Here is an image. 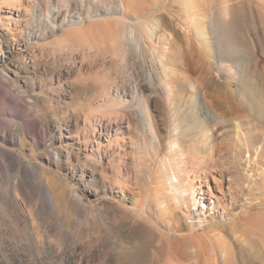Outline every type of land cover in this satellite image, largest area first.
<instances>
[{
    "label": "rangeland",
    "instance_id": "374dc122",
    "mask_svg": "<svg viewBox=\"0 0 264 264\" xmlns=\"http://www.w3.org/2000/svg\"><path fill=\"white\" fill-rule=\"evenodd\" d=\"M47 1L0 0V89L36 101L35 127L21 101L0 102V264H193L175 245L177 218L162 220L152 205L162 197L160 162L172 140L176 102L168 97L185 100L196 88L230 97L240 110L211 99L207 121L222 130L226 137L216 141L230 155L243 149L236 124L248 137L264 132V108L235 93L246 83L264 91V58L257 51L246 65L239 35L219 33L207 36L209 55L187 14L212 22L227 8L255 41L254 25L264 44V0H195L193 9L186 0ZM45 4L60 7L58 17L49 15L56 28L45 21ZM76 12L121 24L124 52L79 44L64 21ZM210 116L220 119L210 123ZM203 193L204 212L218 210L222 195L210 178ZM191 239L208 245L201 264L212 249L221 264H264V236L246 226L196 229Z\"/></svg>",
    "mask_w": 264,
    "mask_h": 264
},
{
    "label": "bare ground",
    "instance_id": "6f19581e",
    "mask_svg": "<svg viewBox=\"0 0 264 264\" xmlns=\"http://www.w3.org/2000/svg\"><path fill=\"white\" fill-rule=\"evenodd\" d=\"M82 1L83 0H81V2ZM65 2L64 5L66 4V7H68L69 5L67 6L66 0ZM186 2L187 6L193 9L197 1L186 0ZM127 5L128 4L121 3L119 6V10L123 11V14H125V10L128 9ZM50 6L45 4V12H48L45 21L49 23L50 28H56L55 21L50 19L49 15L50 12H54V19L58 17L60 7L55 6L52 8ZM81 12L84 11L82 10ZM197 13L198 12H188L187 14L188 18L195 22V25H193L195 28L193 30L189 29V31L195 34L198 42L207 48V52L208 35L219 33V35H225L231 39H236L238 38L237 35H239L241 40H243L242 42L245 44L239 52L245 55L246 65L252 64L258 58V53L264 58V44L259 38L257 28L254 25L251 27L254 35L253 37L255 38L254 41V39H251L249 34L243 30V25L239 18L240 16L238 17L235 12L228 11L226 8L224 12H220L219 15H217V19L212 22L209 19V22H206L208 21L207 19L206 21L204 19L202 20V14L200 16ZM105 14H108V12H105ZM66 16L67 18L64 16V21L70 22V25L73 26L70 32L79 44L84 45L88 49L94 48L97 51L110 52L116 50L120 54L124 52L122 48L121 24L117 21L108 19L94 20L93 18L101 16L98 12L92 15L76 12L73 15L67 14ZM84 18H89L87 24H83ZM183 24H185V22ZM170 58H168V56L166 58L169 60V64H171ZM162 60H164V58H162ZM221 61L222 63L225 62L224 60ZM176 66L179 65L177 64ZM218 66L220 65L218 64L217 67ZM232 67L234 69H240V64L235 61L232 63ZM163 68H165L164 73L168 75L165 70L171 67L165 65ZM173 71H175V68ZM217 74L221 75L220 71H218ZM245 85L248 88L242 86L241 89L236 90L235 93L242 94L243 98L248 102L247 105L249 107L258 110L263 109L264 91H259L257 88L247 83ZM175 86L180 90V85L178 83H176ZM179 93L180 92H178V94ZM4 94H6V92L0 89V102L5 101L13 105L14 100L18 102V104H21V101L27 108L24 110L26 117L31 119L33 127H35V98L26 95L27 98L24 100L19 97L21 96L20 93H17L13 100L11 99L12 95L10 93H7V95ZM168 99L169 101L176 102L175 109L170 110L171 121L169 131L172 140L168 143L166 151L164 152L166 156H163L160 162L163 169L161 170V172L163 171L161 177L164 180L163 186H161L162 197L157 194L153 199L154 204H151L154 205L156 213L159 214L162 220L165 221L171 216L177 218V222L174 224L177 233H175L174 236H176L175 239H181V241H175V245L182 248V257H185L187 261L193 260V264H201L205 262L204 256L207 252L208 245L204 240H201L196 246L193 245L191 242V235L196 229H205L207 227L226 229L230 226L241 225L248 227L254 234L264 236V220L261 219V217L264 218V132H258L248 137L247 132L241 128V124H234V128L236 129L233 134L234 137L236 136L234 140L238 138L237 140L242 144L241 147H243V149L232 151L230 155H227L229 154L227 151L229 148H224L227 149L226 151L228 153H226L220 145L221 143L219 144L216 141V138L224 135L222 130L208 124L207 121L211 113V105L209 104L211 99H214L223 107L231 108V111L234 110V113L236 109L240 110L236 108V104L230 97H222L217 94L213 95V93L212 95L207 94L204 90L196 88V90L190 93L188 99L182 100L180 96L178 98L171 95ZM202 110L204 111L203 118H201ZM217 119L220 118L218 116H210V123ZM31 131L32 130H28L27 132L31 134ZM238 148L240 147L238 146ZM10 169H12V166L8 164V172H10ZM20 174L21 170L19 169V171H17V179ZM191 178L192 182L197 180V185H193L190 182ZM208 178L220 189V194L222 196L218 201L220 205L218 210L207 209L204 212L203 182L207 183ZM189 206L193 207V209L189 210ZM180 207H183L188 214L183 213L180 215L178 210ZM188 249H192V251L189 252ZM178 261L181 263L179 259ZM221 263L222 259H219L215 249H212L210 260L206 264Z\"/></svg>",
    "mask_w": 264,
    "mask_h": 264
}]
</instances>
